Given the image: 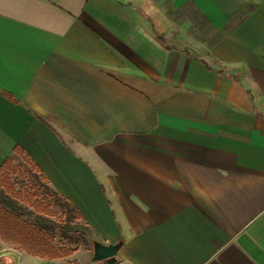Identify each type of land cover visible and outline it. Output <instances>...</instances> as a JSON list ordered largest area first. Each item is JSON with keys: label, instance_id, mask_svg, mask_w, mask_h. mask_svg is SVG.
I'll list each match as a JSON object with an SVG mask.
<instances>
[{"label": "crops", "instance_id": "obj_1", "mask_svg": "<svg viewBox=\"0 0 264 264\" xmlns=\"http://www.w3.org/2000/svg\"><path fill=\"white\" fill-rule=\"evenodd\" d=\"M15 145L115 264H264V0H0Z\"/></svg>", "mask_w": 264, "mask_h": 264}, {"label": "trees", "instance_id": "obj_2", "mask_svg": "<svg viewBox=\"0 0 264 264\" xmlns=\"http://www.w3.org/2000/svg\"><path fill=\"white\" fill-rule=\"evenodd\" d=\"M13 152L29 165V170L37 171L36 165L24 158L19 145L14 146ZM17 172L22 173L10 157L0 165V237L4 241L31 255L55 259L61 254H72L75 248L57 252L47 239L48 232L54 229H58L70 242L92 243L98 239L76 207L46 184L48 191L44 198L38 185L32 186L36 189L32 194L16 188L11 176ZM39 178L44 180L42 176Z\"/></svg>", "mask_w": 264, "mask_h": 264}, {"label": "rangeland", "instance_id": "obj_3", "mask_svg": "<svg viewBox=\"0 0 264 264\" xmlns=\"http://www.w3.org/2000/svg\"><path fill=\"white\" fill-rule=\"evenodd\" d=\"M14 166H17L19 168V171L24 174H18L14 173L12 174V180L16 184V188L21 190H26L28 193H33L36 191V189L32 188L33 185L40 186V190L42 191V198L45 197L46 191H48V188L44 186L46 184L42 179L39 178V175L35 171L29 170V165L24 162L19 157H14L12 159ZM30 221V220H29ZM49 242L52 244L54 249L59 252L63 253V250L75 248V251L79 252L81 255H84L87 257L88 255H92V248H93V242H70L67 238H65L61 232L58 229H54L50 232H48V238ZM98 240V239H97ZM100 241V240H99ZM59 258L62 260L59 261L58 264H65L66 263V256L61 254ZM81 258V257H80Z\"/></svg>", "mask_w": 264, "mask_h": 264}, {"label": "water", "instance_id": "obj_4", "mask_svg": "<svg viewBox=\"0 0 264 264\" xmlns=\"http://www.w3.org/2000/svg\"><path fill=\"white\" fill-rule=\"evenodd\" d=\"M120 249V243H103L94 240L92 248V261L103 260L105 264H115L117 262V254Z\"/></svg>", "mask_w": 264, "mask_h": 264}]
</instances>
